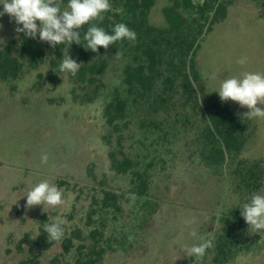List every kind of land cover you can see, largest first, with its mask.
I'll use <instances>...</instances> for the list:
<instances>
[{"label":"rangeland","instance_id":"374dc122","mask_svg":"<svg viewBox=\"0 0 264 264\" xmlns=\"http://www.w3.org/2000/svg\"><path fill=\"white\" fill-rule=\"evenodd\" d=\"M166 5L167 0L156 1L149 14L152 25L164 26L162 8ZM0 25L1 48L15 41L18 33L8 15L0 17ZM47 56L35 68L24 66L16 80L0 81V264H19L24 259L15 246L24 234L34 239L42 213L54 221L66 220L69 228H84L92 197H101L103 191L122 196V211L116 219L109 213L103 220L104 236L116 239L117 244L101 264H203L210 260V253L200 259L184 253L199 242L191 233L215 239L224 229L220 217L246 202L233 194L225 165L214 171L197 158L194 121L182 129L178 117L176 139L163 146L148 148L134 123L121 134L126 153L144 154L153 164L148 198L157 206L150 213L140 210L128 193V176L115 174L109 166L102 140L109 133L102 119L104 97L90 103L73 99L69 73H59L60 63L53 67L49 52ZM241 58H246L244 64L237 62ZM195 59L206 87L213 91L226 78L244 72L264 74V19L257 4L231 0L225 18L201 39ZM121 67L122 60H109L103 76L106 92L118 86ZM227 104L249 123L240 158L260 162L264 168V118L249 119L244 116L247 107L231 100ZM257 107L264 109L259 103ZM44 154L46 164L41 163ZM45 179L62 190L65 203L45 205L44 210L42 205L26 209L24 195ZM261 191L264 177L257 193ZM261 233L256 237L248 228L243 234L245 249L226 264H264ZM54 252L42 253V258Z\"/></svg>","mask_w":264,"mask_h":264},{"label":"trees","instance_id":"16d2710c","mask_svg":"<svg viewBox=\"0 0 264 264\" xmlns=\"http://www.w3.org/2000/svg\"><path fill=\"white\" fill-rule=\"evenodd\" d=\"M156 1L110 0L111 10L98 23L109 34L115 24L125 23L137 34L134 45L125 39L107 50L100 47L98 52L85 50L82 44L75 43L68 48L71 58L82 63L75 76L69 73L73 99L80 97V102L90 103L99 96L104 97L102 119L109 133L102 140L108 149L109 166L115 174L128 176V193L140 210L150 213L157 206L148 198L153 164L144 154L126 153L121 134L134 123L148 148L163 146L176 139L178 117L182 129L194 121L195 154L199 161L214 171L225 165L233 194L247 202L248 197L261 190L264 177L260 162L240 158L249 135V123L246 118L233 114L227 102H221L218 93L206 87L195 59L201 39L225 18L231 0L200 3L167 0L168 5L162 8L163 27L149 22ZM252 1L264 19V0ZM67 3L68 0H62V10ZM86 30L87 25L83 28ZM65 47L52 48L47 42H40L38 34L36 39H31L19 33L15 41L0 48V81L16 80L24 66L35 68L46 62L47 52L50 63L57 67ZM117 51L122 60L119 84L106 92L103 76ZM121 199V195L110 191H103L101 197H92L84 228H69L64 224L65 236L59 242H49L43 231L45 223L56 221L45 213L40 214L35 238L31 240L24 234L15 246L24 254L19 264H101L108 250L117 244L116 239L104 236L103 220L109 213L116 219L122 211ZM240 213L238 205L220 217L224 229L213 239L214 247L205 255L210 253V260L203 264H226L243 252V234L249 226ZM254 235L258 237V233ZM53 250V255L42 258V253Z\"/></svg>","mask_w":264,"mask_h":264},{"label":"clouds","instance_id":"9594fccd","mask_svg":"<svg viewBox=\"0 0 264 264\" xmlns=\"http://www.w3.org/2000/svg\"><path fill=\"white\" fill-rule=\"evenodd\" d=\"M61 4L62 0H0V5L3 6L0 17L8 15L10 22L14 21L16 25L14 31L23 33L27 38L36 39L39 34V41L47 42L52 48L67 45L62 50L58 72L70 73L72 76L78 73L82 64L72 59L68 52L73 43L82 44L85 50L92 52H98L100 47L107 50L110 45L125 39L135 44L137 34L125 23L115 24L112 34L98 26V23L104 21V14L112 8L110 0H68L63 10ZM85 25L87 30L83 31ZM115 57L120 58L119 51ZM237 62L244 64L246 58ZM216 92L221 102L231 100L240 107H247L249 111L244 114L247 118H264V109L257 107L258 103L264 105V74L244 72L240 77L226 78ZM47 161V154L42 155L41 163L46 164ZM24 196L27 198L26 209L42 205L44 210L45 205L57 207L65 203L62 190L47 179L35 184ZM240 209L242 218L249 229L253 230V234L264 230V191L254 193L250 201L244 203ZM65 223L66 220L58 219L43 225L49 242H59L64 238ZM191 235L199 242L186 247L184 253L195 259L203 258L207 250L214 247L213 239L198 237L195 231ZM261 235L264 236V233Z\"/></svg>","mask_w":264,"mask_h":264}]
</instances>
